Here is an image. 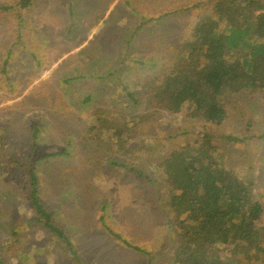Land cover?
<instances>
[{
    "label": "rangeland",
    "instance_id": "obj_1",
    "mask_svg": "<svg viewBox=\"0 0 264 264\" xmlns=\"http://www.w3.org/2000/svg\"><path fill=\"white\" fill-rule=\"evenodd\" d=\"M202 1L0 0V264H170L178 234L155 164L206 130L248 138L215 142L264 226V91L226 98L228 120L207 129L152 114L124 132L132 158L88 131L154 113L149 91L204 19ZM31 173L65 239L37 221Z\"/></svg>",
    "mask_w": 264,
    "mask_h": 264
},
{
    "label": "trees",
    "instance_id": "obj_2",
    "mask_svg": "<svg viewBox=\"0 0 264 264\" xmlns=\"http://www.w3.org/2000/svg\"><path fill=\"white\" fill-rule=\"evenodd\" d=\"M30 1L21 0V5L26 7ZM209 2L196 6L206 7L204 19L195 24L194 34L183 44L170 71L149 91L146 104L154 113L130 120L102 118L100 124L88 129L100 134L97 136L106 141L105 148H117L124 157L132 158L135 149L123 150L129 141L124 132L131 125L138 128L149 121L152 114L184 112L187 118L204 122L207 129L228 120L226 98L264 91V1ZM215 139L240 143L248 138L216 137L206 130L194 142L186 139L184 146L174 148L155 164L163 181L165 208L178 234L170 264H263V205L251 184L222 167ZM31 180L37 221L56 238L65 239L64 230L55 225L53 214L37 197L33 173Z\"/></svg>",
    "mask_w": 264,
    "mask_h": 264
},
{
    "label": "crops",
    "instance_id": "obj_3",
    "mask_svg": "<svg viewBox=\"0 0 264 264\" xmlns=\"http://www.w3.org/2000/svg\"><path fill=\"white\" fill-rule=\"evenodd\" d=\"M111 52H109V54H110ZM104 55H105V57H106V54L105 53H103ZM104 60H107V59H105L104 58ZM100 67H103L102 65L100 66ZM103 68H106V67H103Z\"/></svg>",
    "mask_w": 264,
    "mask_h": 264
}]
</instances>
